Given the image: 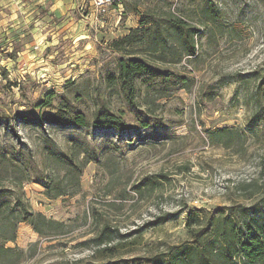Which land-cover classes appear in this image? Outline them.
I'll use <instances>...</instances> for the list:
<instances>
[{
  "label": "rangeland",
  "instance_id": "374dc122",
  "mask_svg": "<svg viewBox=\"0 0 264 264\" xmlns=\"http://www.w3.org/2000/svg\"><path fill=\"white\" fill-rule=\"evenodd\" d=\"M40 1L0 0V25L11 29L18 21L25 34L7 42L0 32V150L25 157L33 170L22 189L0 178V206L18 211L22 196L32 212L64 223L66 232L42 238L5 210L0 264H128L186 241L188 211L223 209L240 222L260 211L264 224V0H123L98 16L111 14L103 28L77 25L88 15L86 2L71 10L70 0L59 8L56 0ZM209 8L216 25L204 14ZM148 14L180 17L199 34L194 57L156 65L174 81L166 97L151 105L141 98L135 108L109 87L122 57L110 45ZM27 42H35L32 59H12ZM145 91L142 86V97ZM50 93L53 109L35 110ZM56 109L85 115L90 126L31 121ZM107 111L122 117L127 129L95 127L96 115ZM221 129L231 135H215ZM73 144L99 153L100 162L85 168L80 194L48 200L35 173L47 171V147L66 153ZM147 179L157 185L154 192L146 190ZM105 227L116 256L95 246Z\"/></svg>",
  "mask_w": 264,
  "mask_h": 264
},
{
  "label": "trees",
  "instance_id": "16d2710c",
  "mask_svg": "<svg viewBox=\"0 0 264 264\" xmlns=\"http://www.w3.org/2000/svg\"><path fill=\"white\" fill-rule=\"evenodd\" d=\"M204 14L209 23L216 25L213 9H206ZM198 34V29L191 27L180 17L167 15L157 18L150 14L143 15L138 28L131 29L127 35L114 40L110 45L111 50L121 54L122 57L118 61L117 73L107 78L109 87L115 88L132 107L136 108L141 98L145 104H156L166 97L165 92L174 82L167 71L156 65L180 64L185 57H194ZM16 54L14 53L11 58L15 59ZM179 80L184 81L183 78ZM260 85L264 87V77ZM142 86L147 89L143 97ZM150 90L156 94L153 100L152 95L148 93ZM54 99L55 94L50 93L34 109H53ZM19 115L21 116L22 113ZM21 119L27 120V117ZM39 120L57 127L90 126L85 115L77 114L71 117L64 109H56L43 119L31 121L39 122ZM92 124L97 128L127 129L122 117L110 114L108 111L96 115ZM144 126L148 127L149 124ZM215 135L230 136L231 132L221 129L215 132ZM69 149L66 153H58L53 148L47 147L46 159L49 162L47 171L41 174L35 173L48 200L80 194L81 178L85 168L92 162L98 164L100 162L99 153L88 151L84 145L73 144ZM103 155V158L109 157L108 154ZM27 162L23 156L17 157L15 153L0 150V178H11L12 184L22 189L33 177V170ZM145 182L147 183L144 186L149 192L157 189L153 181L147 179ZM134 190L142 194L140 186H136ZM15 205L18 211L10 210L9 205L4 202L0 206V213L10 210L9 216L15 218L18 223L29 225L42 238L55 233L65 234L64 223L50 219L42 213L32 212L24 203L22 196L17 197ZM251 211V215H245L248 219L243 222L237 221V214L228 215L223 209H217L212 213L202 210L188 211L185 219L188 236L186 241L169 247L163 254L133 259L128 264H264V224L257 217L262 213ZM14 240L13 237L11 241ZM94 240L99 253H106L109 257L117 255L118 246L111 245L115 239L112 238V232L110 233L108 227H105ZM7 250H9L7 252L12 251V249Z\"/></svg>",
  "mask_w": 264,
  "mask_h": 264
},
{
  "label": "crops",
  "instance_id": "0c3cea01",
  "mask_svg": "<svg viewBox=\"0 0 264 264\" xmlns=\"http://www.w3.org/2000/svg\"><path fill=\"white\" fill-rule=\"evenodd\" d=\"M42 1L43 2H41V1L39 2V4H41L40 6H43L45 4V0H42ZM78 1H80L78 7H81V10L84 9V6L82 4L86 2L85 5L89 6L88 7L89 12H88V15L86 17H84L82 20L78 21L77 25H82V23H83V24H89L90 26L95 25L96 27H100V28L105 27V25L106 26L109 25L111 14L109 13L108 16L99 19V17L97 16L95 7L93 5V0H70L67 2V3L70 2L69 3L70 5L66 4V7H68V9L72 10V8H76L77 4L75 2H78ZM19 3H20V1H19ZM55 3L58 5L57 8H59L62 4H65L64 0H56ZM72 3L74 4V6L72 5ZM23 6H24V4H23ZM36 11H38V9H34L33 12H36ZM21 14H24V13L21 12ZM49 14H51V13H49ZM60 14H62V13H60ZM63 14H65V13H63ZM67 16H69V15H67ZM14 18H17V15H15V17H13V19ZM13 19H10L8 22H10V21L13 22ZM51 19H53V18H51ZM18 24H19L18 21L14 22L13 26L10 27L11 29H8V26L6 27V26L0 25V32L5 33V35L3 34V36H6L7 42H10L11 40H13L14 35H15L16 39H18V40L25 38V34H23V35L21 34V31H23L24 29L19 30L20 27H18ZM71 24H73V23H71ZM9 34L10 35L13 34V35L10 36ZM84 35H85V32H84ZM84 37L88 38V36H84ZM34 43L35 42H27L26 49L22 50L21 52L17 51V55H20V57L24 56L25 60L26 59H32V57L35 53L31 52V50H29V49L31 46L34 45ZM12 44L13 43H10L9 46Z\"/></svg>",
  "mask_w": 264,
  "mask_h": 264
},
{
  "label": "built area",
  "instance_id": "2783aa9c",
  "mask_svg": "<svg viewBox=\"0 0 264 264\" xmlns=\"http://www.w3.org/2000/svg\"><path fill=\"white\" fill-rule=\"evenodd\" d=\"M123 0H93L97 16L107 13L111 7H120Z\"/></svg>",
  "mask_w": 264,
  "mask_h": 264
}]
</instances>
